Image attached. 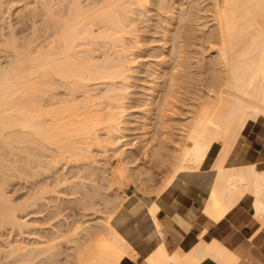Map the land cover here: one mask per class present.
<instances>
[{
  "label": "bare ground",
  "instance_id": "obj_1",
  "mask_svg": "<svg viewBox=\"0 0 264 264\" xmlns=\"http://www.w3.org/2000/svg\"><path fill=\"white\" fill-rule=\"evenodd\" d=\"M39 2L0 29V229L54 227L29 247L0 244L16 255L0 264H264V148L243 159L241 144L251 125L264 134V0ZM78 161L80 182L58 172ZM50 173L66 188L35 179L24 200L8 193L14 176ZM247 208L257 227L235 248L209 233ZM88 209L104 215L81 221Z\"/></svg>",
  "mask_w": 264,
  "mask_h": 264
},
{
  "label": "rangeland",
  "instance_id": "obj_2",
  "mask_svg": "<svg viewBox=\"0 0 264 264\" xmlns=\"http://www.w3.org/2000/svg\"><path fill=\"white\" fill-rule=\"evenodd\" d=\"M2 1H4L3 3H1L2 4V8H3V10H4V12H3V14H2V16H1V18H0V29H2V31L3 32H5V33H7V31L9 32V22H11L14 26H18V28L19 27H23V24H24V22L22 21H20V20H23L25 17V19H27V16H29L28 14H30V12H31V10H33V8L34 7H37V6H39L38 4L40 3L39 2V0H20L19 2L17 1H14V2H9V0H2ZM41 1V0H40ZM91 2L92 0H85V2ZM185 1V0H184ZM35 3V4H34ZM1 4H0V6H1ZM24 4V5H23ZM41 4V3H40ZM5 5V6H4ZM10 5V6H9ZM35 5V6H34ZM32 6V7H31ZM41 6V5H40ZM19 7V8H18ZM32 9H31V8ZM2 8H0V9H2ZM18 9H20V10H18ZM25 9V10H24ZM36 9V8H35ZM37 9H39V8H37ZM2 10V11H3ZM28 10H30V12L28 11ZM27 11V12H26ZM26 12V13H25ZM25 13V14H24ZM4 14L6 15V16H4ZM19 15H20V17H19ZM23 15H25V17H23L22 18V16ZM27 15V16H26ZM18 16V17H17ZM41 16V15H40ZM6 18V19H5ZM19 18V19H18ZM21 18V19H20ZM3 19V21H1ZM7 19H9V20H7ZM25 19H24V21H25ZM44 20V19H43ZM42 19H41V17H39L38 18V20H36V22L37 21H43ZM8 21V22H7ZM20 21V22H19ZM27 21V23H29L28 21H30V19L29 20H26ZM31 22V21H30ZM8 23V24H7ZM22 23V24H21ZM39 23V22H38ZM37 23V24H38ZM20 25V26H19ZM17 26L15 27L16 29H18L17 28ZM4 29H3V28ZM6 29V30H5ZM28 32V30L26 31V33ZM207 53V55H208V53H209V51H207L206 52ZM78 94V93H77ZM80 95V94H79ZM78 95V96H79ZM79 97H81V96H79ZM187 105L186 104H182V105H179V108L178 107H176V112H177V116H179L180 118H186V113L184 112V110L182 109V108H185V109H187ZM171 126V125H170ZM169 128V129H168ZM167 129L168 130H170V134H164V136L165 137H167L168 139H169V143L170 144H176V139H178V131L176 130V129H173V128H170V127H168ZM102 131V130H101ZM103 133H104V129H103V131H102ZM130 138V137H129ZM131 138H132V136H131ZM130 138V139H131ZM99 146H96V145H93L92 146V149H94V153H95V157L98 159V160H100V162H95V163H93V162H90V164L91 165H96V168H98V170H99V168L100 169H102V161H104L103 159H104V153H102V150L101 149H99V148H101V147H99ZM110 152V153H109ZM112 152H113V149L110 151H108V154H112ZM141 154V153H140ZM140 154H139V157H141V158H139L140 160L142 159V163L144 164L145 163V165L146 166H150L151 165V163L149 162V161H147L146 160V158H143L144 157V155H142L141 154V156H140ZM116 156V155H115ZM110 157V159H113L114 160V158H116V157ZM101 163V165H99V164ZM104 163V162H103ZM87 164H89V163H87ZM150 164V165H149ZM85 166V163L84 162H82V161H78V163H76L75 164V166H71L70 167V165H67V167H65V168H63V167H61L60 166V169H59V173L60 174H64L65 176H68L69 177V179H71V178H73L72 177V175L74 174V173H78V176L79 177H74L75 179H73L74 181H79V180H81V179H83V178H81L80 176L81 175H85V173H86V170L85 169H83V167ZM98 166V167H97ZM100 166V167H99ZM164 167H162V168H160V169H156L155 170V174L157 175H155L154 174V179H155V183L154 182H151V183H153V185L155 186V187H157V185L159 184L160 185V183L162 182V179H163V175H164V173L162 172V169H163ZM85 170V171H81V170ZM81 171V172H80ZM100 172V171H99ZM58 173V174H59ZM53 173H50L49 174V178H47L48 176H45V175H40V177H37V176H35V178H34V180L32 179L33 178V176H32V178H30L28 175L26 176L25 174V177L23 178V174H20V175H22V176H19V175H17L16 177V179H15V176H14V179L12 180L11 179V183H12V185L10 184V186H9V190H8V193L9 194H11V196H12V198L15 200V201H19V199L20 200H24L23 198L25 197L26 198V196H28L27 194H30L33 190H34V187H35V184H36V182H38V180H40L41 182L42 181H44V182H50V181H53V179L55 178V174L56 173H54L53 175H52ZM18 176H19V179H18ZM61 176V175H60ZM63 176V175H62ZM71 176V177H70ZM155 176L157 177V178H155ZM20 177H22V178H20ZM40 178V179H39ZM37 181H36V180ZM42 179V180H41ZM47 181H46V180ZM87 179V178H86ZM154 179H152V180H154ZM159 180V181H158ZM36 181V182H35ZM83 181H85V180H82L81 182H83ZM87 181H89V179L87 180ZM91 181V180H90ZM90 181L89 182H87L88 184L90 183ZM33 182V183H32ZM80 182V181H79ZM92 182V181H91ZM159 182V183H158ZM51 183V182H50ZM85 183H86V181H85ZM93 183V182H92ZM92 183H90V185L87 187V185H85V189H87V188H91V184ZM54 184H55V179H54V181L52 182V184H51V186L52 187H54L55 189H61L62 187H64V188H66L65 186H67L66 184H65V186H64V184H60V185H57V186H54ZM68 184V183H67ZM73 184V183H72ZM71 184V185H72ZM8 186V185H7ZM33 186V187H32ZM67 188H70V187H67ZM33 189V190H32ZM63 189V188H62ZM102 191L104 190V189H102V188H100ZM11 190V191H10ZM31 191V192H30ZM104 191H108V190H104ZM103 191V192H104ZM77 194V193H76ZM76 194H65L64 192H62V191H60V192H57V191H51V192H49L48 193V195H49V198H50V196H55V197H52V198H50V199H56V197L58 196L59 197V199H58V197H57V203H59L58 201H61V202H63L61 199H63V197H65V199H64V202L66 201V199H68L69 197H79V196H77ZM47 195V196H48ZM78 195H80V193L78 194ZM81 196V195H80ZM23 197V198H22ZM61 197V198H60ZM67 197V198H66ZM70 199V198H69ZM45 201V200H44ZM48 201V200H47ZM55 202V200H52L51 202H50V204L53 206V203ZM56 204V203H55ZM28 209V208H27ZM31 209V208H30ZM29 210V209H28ZM20 211H22V210H18L17 212H18V214L19 215H22V216H20V218H22V219H26L27 221H31L32 222V220L34 219V218H38V217H42L43 215H44V211L43 212H39V213H29V214H27L26 213V211H25V213L23 212H21V214H20ZM83 212H84V210H83ZM85 212H86V215L85 216H81V221H83V220H85V219H93V218H97V217H99L100 215H104V213L103 212H100V211H94V209H88V210H85ZM54 220H52L51 222L52 223H54L53 222ZM30 223V222H29ZM7 227H9V226H7ZM53 227L54 226H51L50 225V223H48V222H40V221H36V222H34V224L32 225V227H28V231L26 230V232H24V233H20L19 231H21V230H19L18 231V229L17 230H15V228H12L11 229V227H9V228H6V230H4V229H0V244L1 245H7V246H9V244L11 243V242H17V243H19L20 245H21V247H29L30 246V244H37V243H39L40 241H43V240H45L46 238L45 237H43V236H41L40 235V232L41 231H44V232H46V233H48V231H50L51 230V228L53 229ZM4 228V227H3ZM8 229H11V230H8ZM2 230V231H1ZM24 230V229H23ZM23 230H22V232H23ZM24 230V231H25ZM32 231V232H31ZM14 242V243H15ZM64 243H65V241H63ZM67 246H69V242L68 243H65ZM262 245V244H261ZM70 246H71V244H70ZM262 247V246H261ZM69 250H71V249H69ZM68 250V251H69ZM16 255H7L6 253H5V251L4 250H0V263H6V262H9V261H11V259H13L14 257H15ZM128 260H129V262H127V263H129L130 264V261H131V264H132V262H133V260H134V258L131 256V255H127V257H126Z\"/></svg>",
  "mask_w": 264,
  "mask_h": 264
},
{
  "label": "crops",
  "instance_id": "obj_3",
  "mask_svg": "<svg viewBox=\"0 0 264 264\" xmlns=\"http://www.w3.org/2000/svg\"><path fill=\"white\" fill-rule=\"evenodd\" d=\"M262 130H263V127L261 125H259V126L251 125L247 129L244 137H242V139H241V144H243V145L247 144L248 145L246 147L248 149L247 152L250 155H248L249 158H243V159H252L254 157H258L259 154L263 151V148H264V134L262 133ZM257 148H258V150H256ZM241 205H242V203H240L239 206L236 209H239ZM161 216H162V218H164V213L161 214ZM239 224H242V225H239ZM231 226L232 227H230V226H228L226 224L225 226H223L221 228H217V226L215 224H212V226L211 225L209 226L208 231H209L210 234H214L215 233V235H217V236H220L221 233H222L221 237L224 239V241H226V244L229 243L230 247L235 248L238 243L242 242V239H244V238H246V237H248V236H250L252 234V232L257 227V223H256V221L253 220V218L251 217L250 210L247 208L246 211L242 212V214H240V216L233 222V224H231ZM224 227L229 229L227 231V233H225V234H223L224 230L221 231ZM233 227L235 229H232ZM235 231L236 232L238 231V233H236L238 235L233 234ZM230 235H231L232 238L230 237ZM233 236H234V238H233ZM239 236H241V237H239ZM235 238L237 239V241H236ZM170 239H171V236H170ZM258 241L259 242H257V245L260 247V249L264 253V236L262 238H260ZM169 247L173 248L174 247V243L170 242L169 243ZM201 264H218V263L213 261L212 259L206 258ZM246 264H250V263H246Z\"/></svg>",
  "mask_w": 264,
  "mask_h": 264
}]
</instances>
